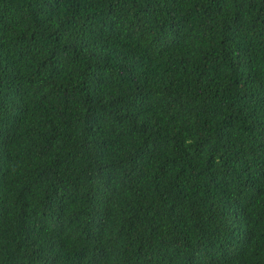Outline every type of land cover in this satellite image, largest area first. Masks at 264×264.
<instances>
[{"label": "trees", "instance_id": "16d2710c", "mask_svg": "<svg viewBox=\"0 0 264 264\" xmlns=\"http://www.w3.org/2000/svg\"><path fill=\"white\" fill-rule=\"evenodd\" d=\"M0 264H264V0H0Z\"/></svg>", "mask_w": 264, "mask_h": 264}]
</instances>
